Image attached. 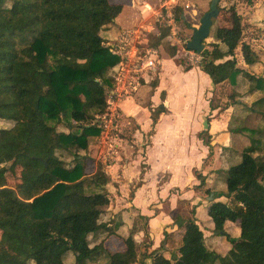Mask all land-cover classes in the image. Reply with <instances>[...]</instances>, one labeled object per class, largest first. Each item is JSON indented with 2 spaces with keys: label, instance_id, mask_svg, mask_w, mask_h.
<instances>
[{
  "label": "trees",
  "instance_id": "obj_1",
  "mask_svg": "<svg viewBox=\"0 0 264 264\" xmlns=\"http://www.w3.org/2000/svg\"><path fill=\"white\" fill-rule=\"evenodd\" d=\"M176 5L181 7L180 1ZM122 7L121 2L109 0H0V118L12 122L8 128L0 127V264H64L68 255L73 264H96L102 258L101 264H145V259L150 264H264V154L254 155L264 145L253 135L264 132V110L256 107L264 103V67L261 75H254L237 65L238 53L246 65L259 62L241 15L213 30V40L205 42L197 63L210 77L213 94L216 88L228 86L224 103H214L211 96L212 110L243 105V96L259 93L247 116L259 113L263 125L231 127V117L229 130L248 132L250 143L241 147L240 161L227 168L224 194L214 195L206 210L216 234H224L226 220L238 221L237 237L225 233L231 247L224 255L206 247L196 205L187 218H173L181 230L173 258L162 252L174 244L172 231L166 229L157 248L140 252L137 233L148 235V217L141 214L136 216L144 220L145 228L132 224L121 240V250L109 252L101 242L90 246V234L108 231L118 236L122 225L121 219H114L119 213L102 220L110 203L106 189L110 176L100 165L86 173L91 159L78 153L100 134L92 121L106 111L105 92L113 86L112 68L119 56L104 45L99 31L108 29ZM182 14L179 11L173 18L187 29ZM169 30L165 22L154 24L148 45H164L173 62L187 71L192 65L183 66L182 52L171 43ZM181 37L187 42L191 35ZM245 79L252 85L240 96L233 86L243 85ZM157 83L156 76L150 84ZM161 100L155 107L146 104L151 125L167 111L164 93ZM128 119L138 128L134 119ZM62 125L66 130L60 129ZM198 136L208 146L209 158L208 130ZM65 158H72L73 165ZM195 177L200 183L194 190L205 174L195 172ZM10 180L14 187L8 185ZM220 196L226 201L215 200Z\"/></svg>",
  "mask_w": 264,
  "mask_h": 264
},
{
  "label": "rangeland",
  "instance_id": "obj_2",
  "mask_svg": "<svg viewBox=\"0 0 264 264\" xmlns=\"http://www.w3.org/2000/svg\"><path fill=\"white\" fill-rule=\"evenodd\" d=\"M109 1H116V2H122L123 3V11L120 16L119 24L121 27H125L124 29H132L136 34H139V39L138 40H143L148 43V34L152 32L151 29H153L154 24L156 23H161L165 22L167 25L170 26V35L169 39L171 43H175L178 45L179 50L183 53H181L180 56H182V64L183 66H188V65H194L196 64L197 58H195L194 55H192L191 52L188 53L187 49L183 46V43L185 44L186 41L182 39V35H191L192 31L187 29H184L180 22H178L176 19H171V16H174V14H177L179 11L184 12L183 7H179L176 5L175 1L171 0L170 2L165 0H140V2H146V7H147V12H149V15H144V19L141 20L139 23L133 24V16L131 20H127L126 15L128 16L130 12H132L133 7H131L130 0H109ZM179 1V0H178ZM195 2H191L192 7L189 6L188 9V14L192 13L191 11H196L197 16L193 18L197 22L195 23L196 25L194 27L199 26V22L201 19V16L198 15V12L200 11L202 6L203 8L207 9L209 8V3L210 0H194ZM219 4L221 6V11L217 15V17L214 20V24L212 26V29L210 30V35L208 38L205 39V42L208 43L209 41L213 40V30H215L219 26H225V25H230L232 20L235 18L237 15H241L242 21L244 23H247V28L245 30V36L249 38L250 36H255L256 37V42L254 43V46L257 48V52L262 53L264 52V33L261 34L262 32L260 29H258L257 25L251 23L248 21V19L254 15L258 14V11L261 13L259 15L264 16V0H252V2H247L246 0H218ZM162 3H165L164 5ZM233 6L234 8H231ZM132 8V9H131ZM205 11V10H203ZM202 11V13H203ZM201 13V15H202ZM137 14V13H135ZM193 14V13H192ZM250 20V19H249ZM250 21H254L250 20ZM133 24V25H131ZM261 27L264 26V23L260 25ZM100 34L105 35L103 31H99ZM250 39V38H249ZM149 44V43H148ZM183 46V47H182ZM159 51H160V57H162V67H163V73L164 76H166V83H170L168 85L171 88L172 92V113L176 115H181V118H177L176 122L172 121L171 125L163 124L161 126V131L162 133L159 135L158 139H167L168 143L165 142L164 147L166 146V151L162 154L159 155H154L151 156V161L154 162V171L149 175L150 180L146 181L149 183V186L153 188L154 181L153 178L155 177V174L158 173V171L161 170V168L165 167V162L168 161L167 154L170 153L172 150L176 149L179 147V145L184 146L185 154L183 156L188 155L189 159L191 160V164L193 166L199 167V162L201 161V153L198 150L197 147V141L196 139L194 140L192 138L193 134L195 135V132L203 129L204 127L207 128V122L204 120L205 119V112L204 110L207 109V103L202 102L201 96H200V90L201 87L198 86L197 81L195 79H191V81L183 82L178 81L176 78L171 79V75L176 73L173 70V67H171L170 63L167 62L165 59L170 58L169 53L165 49L164 45L159 46ZM193 52V51H192ZM201 57L198 58L197 61H199ZM176 64V63H175ZM259 72H261L260 68H257ZM158 70L155 73H152L151 79H154L156 75H158ZM256 73V72H255ZM171 79V80H170ZM193 83V84H192ZM201 84V83H200ZM180 85L182 87L188 86L186 90L180 91ZM244 85V86H243ZM241 86H238L237 88L235 87L233 90L237 92L238 95L241 96V93L245 92L252 84L245 79L244 84ZM242 87V88H241ZM148 93L147 95L145 94V98L149 96L151 87H148ZM200 88V89H199ZM140 89V88H139ZM197 89H199L197 91ZM237 89V90H236ZM228 90V86H221L220 88H216L214 90L213 94V101L214 103L217 100H220L221 103H224V100L226 99V94ZM108 91V90H107ZM107 91L105 92L106 95H108ZM138 92V91H137ZM241 92V93H239ZM139 95L143 93V89L139 90ZM247 95L242 97V99H245V103L243 105H235V109H233V114L232 117L234 116V119L232 120V125L231 127H240L242 124L248 125L250 127H255V126H260L263 125V123L259 120V113H255L250 115L249 117L247 116L250 112L249 107L252 105L251 103L253 100H250L249 98H246ZM139 97L136 98V101L138 102ZM146 101V99H145ZM143 103H146V102ZM244 101V100H243ZM130 103V101H129ZM128 104V103H127ZM108 106V105H107ZM256 107L259 109V111L264 110V103L256 105ZM106 107V111H107ZM126 105L123 106V109H127ZM137 112V118L139 119V122L141 123L142 127L146 126L147 127V122H146V112H144V108H140ZM232 111V110H231ZM236 111V112H235ZM239 114L238 118L243 119L245 117H248L247 120L245 121H238L237 118L235 117L236 114ZM230 112H228L229 116ZM223 116V115H222ZM212 120L213 118H209ZM217 126L213 128V134L211 135V142L214 144V146L211 149V155L210 157H206L204 160V169H206L208 172L206 173L205 177L206 180L203 181L200 185H198V188L194 190L196 195L194 196L192 201H178L177 208H175L174 214L177 215L180 218H187L189 216L188 210L190 207L193 205V203L196 201L197 204H200L198 206V209L195 211V216L198 218V225L201 228L203 235L205 237V244L206 247L210 250H213L219 254H226L229 248L231 247L229 241H227V236H225V233L229 235L230 237H237L239 233V223L238 221H228L226 220L224 222V234L219 235L216 234L213 231V224L210 221V217L208 216L206 210L209 206V203L212 201L210 197L218 194H224L225 192V179H226V170L228 166L234 164L235 162L240 161V156L237 155V153L240 155V150L241 147L245 144L250 143V135L248 132H240L239 136V142L235 145L233 144L231 139L224 134L225 128L222 127L221 124V119L223 118H217ZM101 119L99 116L96 117L95 120L92 121V123L96 124H101ZM128 118H122L120 120V117L116 121L117 123V136H116V143H117V158L112 162L108 163L104 159H101L102 156V151L105 149L103 145V140H106L105 134H99L97 137H93L91 144L89 145L88 149H83L79 150L78 153L83 154L84 152L90 157L91 160L86 163V173L90 174V172L94 171L95 167L97 165H100L103 170L110 176V180L108 184L106 185V189L109 192V197H110V204L112 205V208H114L117 199L118 202L117 204L119 205H124L125 200H128L129 203L131 201L130 195H132V190L133 187L136 185V180L134 181H127L128 177L125 178L123 175L125 166V162H129L130 160L134 159L136 157V154H140L143 156V153L141 152L140 145L138 144L139 142H142L143 144H147L148 142V137L141 133L139 131H136L132 125V123L128 122ZM226 123V121H225ZM175 125V127H173ZM12 126V122L7 120L6 118H0V127H10ZM66 130L63 125L60 126V129ZM143 129V128H142ZM173 131H172V130ZM208 129V128H207ZM210 131V130H209ZM191 132V135L188 136V134ZM211 133V132H210ZM134 134V137H133ZM128 135H131L128 138ZM255 135L254 137L260 138L264 145V132L262 135L259 134H253ZM145 142V143H144ZM228 144L232 145L233 149L229 148V150H224L220 148L221 145L223 144ZM236 148V149H235ZM264 148V147H263ZM261 149V151L255 153L254 155H257V157H260V155L264 154V149ZM159 149V147H158ZM139 150V151H138ZM235 152H232L234 151ZM237 151V153H236ZM205 154V153H204ZM202 154V155H204ZM184 159V157H182ZM66 164L68 165H73L72 158H65ZM143 159H141V162ZM136 162V161H135ZM134 163V162H133ZM111 164V165H110ZM141 166H144L143 163H141ZM133 168L130 170L129 174L132 177L136 176V166L132 164L130 166ZM175 169V168H174ZM212 169V170H210ZM173 170V169H172ZM126 173V172H125ZM163 178H166V174ZM183 178L187 180L189 178V175L187 172L183 174ZM197 185L200 182L196 179V181H193ZM15 181L10 180L8 181V185L11 187H14ZM183 183H188V181H183ZM264 184V181H263ZM193 185V186H194ZM208 189V191H206ZM210 192V193H209ZM221 200V201H226L225 196H220V198H216L215 200ZM140 202V201H139ZM161 205H163V208H167L166 201H162ZM130 208H133L132 206H129ZM110 208V209H112ZM125 210V209H122ZM128 210V209H126ZM112 210H108L106 214L102 216V220H108L111 218V212ZM173 215V213H172ZM130 220H132V224L135 225V227H140L141 229L145 228V222L143 219L139 218L138 216L134 215L132 216V213L130 214ZM116 221L120 218V213L117 214V217H115ZM134 220V221H133ZM172 227L168 228L169 230H172V236L174 239V244L173 245H167L165 249L162 250L164 255L168 258H173L176 251V246H177V241L180 239V233L181 230L178 229L176 226V223H172ZM132 227V226H131ZM122 229L121 233H118V236L111 235L108 231H100L99 233L96 234H90L88 236V242L90 246L94 245L97 242H101L103 246L106 248L107 251L109 252H115L118 250H121L123 248V243H121V240L127 236V232L130 230H127L125 226L122 228H118V231ZM131 229V228H129ZM167 229V230H168ZM139 240V250L140 252L142 251H148L152 249V246L150 247V241H149V235L143 236V234L137 233ZM136 236V235H135ZM157 235L153 234V238H156ZM164 239V233H161V240ZM155 240V239H154ZM153 240V241H154ZM157 240V239H156ZM155 240V242H156ZM160 240V241H161ZM156 246L159 244L156 242ZM160 245V244H159ZM150 247V248H149ZM105 261L104 258L99 260L96 264H101ZM28 264H34L33 261H29ZM64 264H73L72 256L68 255L65 259ZM134 264V263H133ZM145 264H148V259H145ZM219 264V263H215Z\"/></svg>",
  "mask_w": 264,
  "mask_h": 264
},
{
  "label": "crops",
  "instance_id": "obj_3",
  "mask_svg": "<svg viewBox=\"0 0 264 264\" xmlns=\"http://www.w3.org/2000/svg\"><path fill=\"white\" fill-rule=\"evenodd\" d=\"M164 1V0H163ZM170 2L171 0H165V2ZM175 1V3H177L178 0H173ZM180 1V5L183 7V19L186 20L189 23V27L188 30H190L192 27H194L196 24V20H194L193 18H195L197 16L196 11H191L192 13L188 14V9L189 6L192 7L191 2H195L194 0H179ZM131 4V7H133L132 12H130V14L127 16L126 18L127 20H131L132 16H133V24H135L136 22L139 23L141 22V20H143L145 17L144 15H149V12H147V7H146V2H140V0H130L129 1ZM122 3V2H121ZM123 4V3H122ZM163 5L165 3H162ZM201 7L200 11L198 12V15L201 16V13L203 10H207L205 8H203L202 6H198ZM124 6L122 7V11H123ZM132 9V8H131ZM115 17L114 22H112L109 26L108 29L105 30H101L104 33H106L105 35H101V37L104 39V42L107 39L112 38L113 36H115L117 34V32L121 29H124L125 27H121L120 24L118 23L120 20V16L121 13ZM204 12V11H203ZM137 13V14H135ZM261 12L258 11V14H254L252 15L249 19L254 21H250L248 19L249 22L257 25L258 29H260V31L262 32L261 34L264 33V26H260L262 23H264V16L259 15ZM264 13V12H262ZM181 15V16H182ZM171 19H173V16H171ZM131 24V25H133ZM154 28V27H153ZM153 30V29H151ZM256 37L253 36L252 38H250V43L252 44L253 48L257 51V48L254 46V43L256 42ZM254 42V43H253ZM159 49V47H158ZM160 50V49H159ZM188 52H190L189 50H187ZM259 54V62L253 64V65H246L241 59L240 54L238 53L236 55L237 59V65L251 73H253L254 75H261L262 71H263V67H264V52L262 53H258ZM162 57L160 58L159 62V71H158V83L156 86L152 87L150 82H151V76L146 79L144 78V81L142 82V84L138 87L137 90L133 91L132 94L120 99L119 101L116 102L115 107L116 110L118 111V115L120 117V120L122 118H129L131 117L134 123H136V125L138 126V128H136V131H139L141 133V135L143 136L146 135L149 139L147 144H143L142 142H139L138 144L140 145V149L141 152L143 153V156H141L140 154H136V157L132 160H130L129 162H125V164L123 166H125L124 169V173L123 175L126 177H128L127 181H134L136 180V185L133 187L132 190V195H130L131 201L129 203L128 200H125L124 205H119L117 204L118 200L116 201V204L114 206V208H112V205L109 203L107 206H105V211L107 213L108 210H112L110 213L112 216L113 214L115 215V213H120V218L122 220V225L120 226L121 228L123 226H125V228H127V230H130L129 228H131L132 226V220H130V214L132 213V216L134 215H146L148 217L147 219V223H146V228L148 231V235H149V241L151 243L152 248H157L160 244V240H161V233H163V231L168 228H171L173 225V218L175 216L174 211L175 208H177L178 205V201H192L194 196L196 195V193L194 192V182L196 181V177H195V172L200 173L202 175H206V173L208 172L206 169H204V159L207 157L208 153H209V148L208 146H206L205 143H203V141L199 138L198 134L199 132L203 131V129H207L209 134H213V128L217 126V118H223L221 119V124L222 127L225 128V132L224 134H226L232 141V143L235 145L239 142V136L240 133H232L228 126H229V120L232 117L233 114V109H235V105H230L228 108H226L223 111H218V109H210L209 107V100L211 98V96L213 95L212 90L214 89L212 81L210 79V77L206 74L205 71L201 70L199 68V66L197 64H194L189 70L184 71L182 70V67L175 64V62H173V60L171 58L165 59L167 62L170 63L171 67H173V70L176 72L174 74L171 75V79H177L178 81H182L186 82L187 81H191V79H195V81H197V84L199 87H201L200 90V96L202 99V102L207 103V109L204 110L205 114V119H207V117H211L213 118L212 120H208V124H207V128H203L197 132H195V135L193 134L192 138L197 141V147L198 150L201 153V158H200V164L199 167L193 166L191 164V160L189 159L188 155L183 156V154H185L184 150V146L179 145L178 148L172 150L170 153L167 154L168 161H166L165 167L161 168L160 171H158L157 174H155V177L153 178L152 181H154V185L153 188L149 186V183L146 181L150 180L149 175H151V173H153L154 171V162L151 161V156L153 154L154 155H159L162 154L166 151V146L165 142L168 143L167 139H158L159 135L162 133L161 131V126L163 124H167V125H171L172 121L176 122L177 118H181V115H176L174 113H172V109H171V105H172V92H171V88L168 86L170 85V83H166V76H164V71H163V67H162ZM260 68L261 72H259V70L257 68ZM256 72V73H255ZM170 79V80H171ZM192 82V81H191ZM201 83V84H200ZM193 84V83H192ZM151 87V92L149 94L148 97L145 98V94L147 95V91H148V87ZM244 86V85H243ZM234 88L236 86H233ZM140 88V89H139ZM188 88V86H184L182 87L180 85V91H182L183 89L186 90ZM242 88V87H241ZM143 89V93L141 95H139V90ZM200 89V88H199ZM197 89V91L199 90ZM237 90V89H236ZM138 91V92H137ZM246 92V91H245ZM161 93H164V100H163V105L165 106V108L167 109L166 112L161 113L159 115L158 120H156L155 125H151L150 122V113L148 110V107L146 106L147 103H150V106L155 107L157 106L159 103L162 102L161 100ZM241 93V92H239ZM244 93V92H243ZM241 93V94H243ZM257 96H259V93H254V94H248L246 96V98H249L250 100L255 99ZM139 97V101H136V98ZM244 97V96H243ZM146 99V101H145ZM245 101V99H242ZM130 101V103H129ZM146 103H143V102ZM240 102V99L238 100ZM128 103V104H127ZM239 104V103H238ZM126 105L127 108L126 110L123 109V106ZM237 106V105H236ZM144 108V112H146V122H147V127L141 125V123L139 122V119L137 118V112L139 110H141L140 108ZM232 110V111H231ZM228 112H230L229 116H228ZM236 112V111H235ZM236 116H240L239 114L235 113ZM223 115V116H222ZM204 119V120H205ZM226 121V123H225ZM173 127H175V125H173ZM143 128V129H142ZM151 130V132H150ZM172 130V129H171ZM210 130V131H209ZM173 131V130H172ZM211 132V133H210ZM191 135V132L188 134V136ZM117 136V134H116ZM211 136V135H210ZM134 137V134H133ZM115 141H116V137H115ZM145 143V142H144ZM212 147L214 146V144L211 142ZM159 147V149H158ZM220 148L224 149V150H229V148L233 149L232 145H228V144H223L220 146ZM236 149V148H235ZM138 150V151H139ZM232 152H235L232 151ZM240 152V151H239ZM205 153V154H204ZM237 153V151H236ZM204 154V155H202ZM237 155L239 156V154L237 153ZM184 157V159L182 158ZM141 159H143V161L141 162ZM136 161V162H135ZM134 162V163H133ZM141 163H143L144 166H141ZM134 164L136 166V176L132 177L130 176L129 172L130 170H132L133 168H131L130 166ZM229 167V166H228ZM175 168V169H174ZM141 169H143V173L142 175H140V171ZM173 169V170H172ZM212 170V169H210ZM126 172V173H125ZM187 172L189 175V178L187 180H185L183 178V174ZM166 174V178L164 179L163 177ZM198 180V179H197ZM206 180V177H205ZM183 181H188V183H183ZM194 185V186H193ZM220 200V199H219ZM140 201V202H139ZM162 201H166L167 204V208H163V205H161ZM198 203V202H197ZM196 201L193 203V205H196L194 212L198 209V206L201 205L197 204ZM129 206H132L133 208H130ZM112 208V209H110ZM125 209V210H122ZM128 209V210H126ZM173 213V215H172ZM198 220V218H197ZM211 221V219H210ZM198 223V221H197ZM199 224V223H198ZM213 224V223H212ZM119 227V228H120ZM122 229H120V231L117 230V233H121ZM169 230V229H168ZM172 231V230H170ZM128 233V232H127ZM153 234L157 235L156 238H153ZM158 242L159 244L156 246V242ZM154 240V241H153ZM150 246V247H151ZM148 264H150V260L148 259Z\"/></svg>",
  "mask_w": 264,
  "mask_h": 264
},
{
  "label": "built area",
  "instance_id": "obj_4",
  "mask_svg": "<svg viewBox=\"0 0 264 264\" xmlns=\"http://www.w3.org/2000/svg\"><path fill=\"white\" fill-rule=\"evenodd\" d=\"M138 39L139 34L126 28L119 30L115 36L105 42L103 41L111 52L119 56L112 68L113 86L106 95L107 111L98 115L101 119V124H98L100 134H105L107 138L103 140L105 149L102 151L101 159L108 163H112L118 155L115 137L118 131L116 121L119 115L115 107L116 102L137 90L144 78L152 77V73H155L160 65L161 57L158 47L150 46L146 41ZM190 52L197 60L201 57L194 51ZM197 60L196 64L199 62Z\"/></svg>",
  "mask_w": 264,
  "mask_h": 264
},
{
  "label": "water",
  "instance_id": "obj_5",
  "mask_svg": "<svg viewBox=\"0 0 264 264\" xmlns=\"http://www.w3.org/2000/svg\"><path fill=\"white\" fill-rule=\"evenodd\" d=\"M218 3V0H210L208 10H205L201 15L199 26L191 28V38L185 44L187 50L200 54L206 46L204 40L210 35L209 29L212 26V20L219 14ZM181 17L183 18V15ZM210 199H212V196Z\"/></svg>",
  "mask_w": 264,
  "mask_h": 264
}]
</instances>
